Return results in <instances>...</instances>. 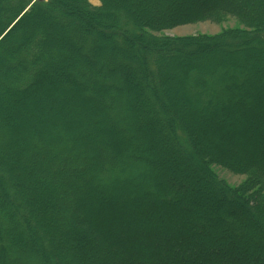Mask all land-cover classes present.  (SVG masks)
Listing matches in <instances>:
<instances>
[{
    "label": "trees",
    "instance_id": "trees-1",
    "mask_svg": "<svg viewBox=\"0 0 264 264\" xmlns=\"http://www.w3.org/2000/svg\"><path fill=\"white\" fill-rule=\"evenodd\" d=\"M32 1L0 0V264H242V245L264 252V202L239 194L249 190L246 183L264 190V112L238 109L233 100H240L243 87L258 94L260 81L238 63L183 70L179 88L188 104L202 116L217 113L208 131L231 138L234 148L215 143L203 125L177 110L178 92L167 84L174 61L208 48L230 57L264 55V0H206L208 6L205 0ZM184 1L197 2V10L186 11ZM222 15L249 30L214 38L148 32L216 23ZM54 32L64 44L56 43ZM103 35L112 43L108 55L98 42ZM104 56L118 60L124 74L117 76L113 65L100 70ZM64 68L70 79L61 88L48 71L58 75ZM73 90L106 116L109 143L97 150L94 140L76 141L68 119L51 131L39 126L23 146L36 158L27 174L12 158L17 144L9 135L14 127L1 115L3 96L22 102V96L53 98ZM236 114L245 122L231 127ZM154 154L174 160L170 182ZM213 165L247 180L239 189L229 187ZM185 170L212 181V202L191 200Z\"/></svg>",
    "mask_w": 264,
    "mask_h": 264
},
{
    "label": "rangeland",
    "instance_id": "rangeland-1",
    "mask_svg": "<svg viewBox=\"0 0 264 264\" xmlns=\"http://www.w3.org/2000/svg\"><path fill=\"white\" fill-rule=\"evenodd\" d=\"M89 3L93 6H98V0H88ZM200 2V1H199ZM205 2V3H204ZM30 2V4H32ZM204 5H210L209 1H203ZM197 2L196 3H189L188 1H184L182 4V8H185L186 11H196L197 10ZM142 7V6H141ZM144 8V7H142ZM150 7L147 9L149 10ZM160 9V10H159ZM159 11H162L164 8H159ZM177 14V13H176ZM58 18V21L61 20ZM73 21V20H72ZM83 25H86L83 22ZM97 28H101L103 26L99 25V23L95 25ZM230 30H249L244 24H242L237 18L229 16V15H222L218 22H209V21H202L196 23H182L175 26L172 29L161 31V32H152L148 30L150 34L153 35L155 38H176V37H204V38H214L219 36L225 31ZM78 31V30H76ZM76 36L72 38L79 37V32L76 33ZM55 37L56 43L61 45L64 44L61 36L59 34L53 33ZM104 37L101 38L98 42L99 44L103 45L106 49L107 55L110 51V47L112 46L111 41H106L108 39L107 35H103ZM107 36V37H106ZM55 42V41H54ZM117 51V50H116ZM122 50L120 53L122 54ZM79 57L82 55L78 54ZM87 59V58H86ZM89 59V58H88ZM69 60H67L68 64ZM130 63V62H129ZM227 63H238L245 72L252 74V78L257 81H260L261 91L258 94H254L253 92H249L246 94L243 90L241 93L240 100H235V105L238 109H245L254 107V109L258 110L260 114L264 112V55L262 54H235L227 56L218 48H208L207 50L202 51L198 55L194 56H183L179 59V61H174L172 66V70L169 73L168 79V86L172 89L177 90L179 98L175 103V108L181 112L188 114L197 126L203 125V130H207L209 135L211 131H208V125L211 127L214 126V118H211L213 115H217V113L213 112L209 116H202L199 110L195 107H191L188 102L186 94L184 90H181L179 84L181 85L182 81L185 78V70L189 68H197L198 64H206L210 68L211 66H217L218 64H227ZM113 65L116 67V75L124 74L125 67L119 65L118 60L114 61L113 58L109 56H104L99 61L100 70L106 71V69ZM215 68V67H214ZM184 70V71H183ZM50 72V73H49ZM69 69L64 68L60 74L51 73L48 71V77L51 76L54 78L56 83L61 88H65V84L70 79L68 76ZM87 82H90V78L85 76ZM259 87V88H260ZM180 89V90H179ZM127 90V89H126ZM65 91V90H64ZM124 92H126L123 89ZM72 94L65 92V96L55 95L56 97H49L46 95H37L32 97L31 100H28L26 97H21L23 99L22 102L19 101V96H10L6 97L3 96V110L2 117L4 121L9 123V126H13L12 132L9 134L10 137L16 141L17 148L15 150V154L12 155L13 161L17 162L21 168L25 170L28 174L29 163L32 160H36L35 156L29 155L27 152H23V146L27 144L29 139H32L33 136L37 134V129L40 126L46 125L48 129L53 130L57 125L62 124V120H69V129L70 133H76L77 138L76 141L86 142L94 140L93 147L97 150H100V143L108 144L107 141L110 137V123L102 121L103 118L106 116L100 114L98 110H95L94 106L87 100V98H81L77 91H71ZM85 96V94H84ZM99 98L98 95H94V100ZM143 97H141V101H143ZM99 100V99H98ZM97 101V100H95ZM149 111V107L147 108ZM6 114L9 117H6ZM147 114V112H146ZM219 120V118H216ZM139 124H141V120H137ZM245 120L242 116L236 114L231 120H229L230 126H240L244 123ZM212 136V135H211ZM98 137H101L102 141L99 142ZM213 140L215 143H220L224 146L234 148L236 145L231 143V138H224L220 137L218 134H215ZM89 139V140H88ZM106 139V140H105ZM233 139V138H232ZM243 142H241L242 144ZM240 144V145H241ZM39 151V149L37 150ZM259 152V151H256ZM16 155V156H15ZM91 153H88V164L93 162L91 158ZM37 157V156H36ZM153 159H158L162 168L166 169V176L168 182L171 181L173 178L171 175V167L175 165L174 160L171 158H163L158 156V154H154L152 156ZM213 172L219 178L220 181L224 182V184L228 185L229 187L239 189L240 184L247 180L244 175L232 173L226 170L223 167L218 165L211 166ZM157 172V171H156ZM154 172L155 175H163L161 171L157 173ZM187 180V184L185 185V189L189 193L193 194L191 198L192 201H202L206 204H209L216 198V187L213 185L212 181L207 177L203 176V173L199 172L201 176H198L191 171H184ZM185 182V183H186ZM247 187L249 188L248 191H245L243 188L239 190V194L245 197L246 199L251 200V202L258 201L260 205H263L264 202V190H252L250 189L249 183H246ZM189 188V190H188ZM256 198V200H254ZM263 201V202H262ZM262 202V203H261ZM192 204L189 203L187 206L188 210H191ZM82 212L84 211L83 207L80 209ZM89 214V216L94 217L95 211L92 214V210L85 211V213ZM87 214V215H88ZM88 216V218H90ZM197 231L200 232L199 228H196ZM199 234V233H198ZM88 236V235H87ZM243 249V255L240 257V262L242 264H264V252L259 250H253L252 248L248 247L247 245L241 246ZM258 258V260H256ZM258 262V263H257Z\"/></svg>",
    "mask_w": 264,
    "mask_h": 264
},
{
    "label": "water",
    "instance_id": "water-1",
    "mask_svg": "<svg viewBox=\"0 0 264 264\" xmlns=\"http://www.w3.org/2000/svg\"><path fill=\"white\" fill-rule=\"evenodd\" d=\"M28 8H29V6L26 7L25 10L21 14H23ZM21 14L19 16H21Z\"/></svg>",
    "mask_w": 264,
    "mask_h": 264
}]
</instances>
